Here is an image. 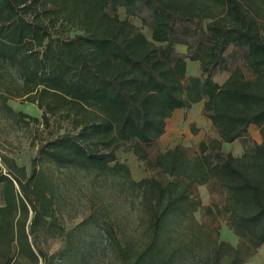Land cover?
<instances>
[{"label":"trees","instance_id":"16d2710c","mask_svg":"<svg viewBox=\"0 0 264 264\" xmlns=\"http://www.w3.org/2000/svg\"><path fill=\"white\" fill-rule=\"evenodd\" d=\"M119 7L151 28L152 39ZM183 22L196 24L194 42L176 38ZM180 41L187 53L177 52ZM241 52L255 77L236 66L217 81ZM188 59L200 62V75L189 73ZM11 98L35 103L41 119L15 110ZM199 102L219 137L202 140L195 156L181 146L158 154L153 164L173 179H134L117 149L129 142L148 158L172 113ZM0 110L18 122L70 123L40 144L42 162L113 177L139 193L146 236L117 243L122 264H245L264 244V0H0ZM252 124L261 142L248 141ZM238 139L246 141L242 154L223 150ZM212 179L230 193L225 209L238 245L195 216L201 204L190 189ZM53 187L44 170L28 172L0 153V264L22 255L54 264L32 241L54 216Z\"/></svg>","mask_w":264,"mask_h":264},{"label":"rangeland","instance_id":"374dc122","mask_svg":"<svg viewBox=\"0 0 264 264\" xmlns=\"http://www.w3.org/2000/svg\"><path fill=\"white\" fill-rule=\"evenodd\" d=\"M117 13L121 18H128L152 39L151 28L143 25L138 17L128 15L124 7H119ZM207 21L210 20H204L203 25ZM195 26L192 22L178 23L176 38L194 42L198 35ZM186 29L191 32L188 33ZM76 32L75 29L70 30L71 35ZM182 41L176 43V50L187 53L188 46ZM236 66H241L247 77H255L245 65L241 52L235 59L229 60L226 70L216 73L215 79L223 82ZM188 71L200 75V62L188 59ZM8 102L17 111L23 110L40 119L42 117V110L35 103L17 98H11ZM202 106L203 102H199L187 110L176 109L167 119L165 133L153 145L146 147L148 158L139 157L129 142L117 149L119 159L129 165L134 179L156 178L162 182L173 179L153 164L158 154L181 146L189 156H195L200 153L202 140L219 137L211 121L201 114ZM26 120L15 121L0 110V153L26 166L28 172L36 166L37 171L44 170L52 178L54 216L37 226L32 235L35 250L47 256L54 255V264H122L115 251L117 243L139 245L146 236V218L139 193L131 192L113 177L97 178L82 170L58 169L52 164L43 163L40 144L71 130V125L64 122L47 126L42 122ZM249 130L248 141L256 140L260 134L258 127ZM245 147L246 141L243 139L223 143V150L234 155L242 154ZM190 192L201 204L195 212L198 221L221 240L238 245L241 238L231 229L230 214L225 209L229 191L212 179L206 184H194ZM206 206H210V209ZM14 264H44L43 255H40L38 263L25 255L18 256ZM245 264H264V244L246 259Z\"/></svg>","mask_w":264,"mask_h":264},{"label":"crops","instance_id":"0c3cea01","mask_svg":"<svg viewBox=\"0 0 264 264\" xmlns=\"http://www.w3.org/2000/svg\"><path fill=\"white\" fill-rule=\"evenodd\" d=\"M254 126L258 127L257 125H255V124H252V125L250 126V128H249V129H251V128H252V127H254ZM258 129H259V127H258ZM259 133H260V130H259ZM256 140H257V141H259V142H261V140H262L261 133L259 134V136H257Z\"/></svg>","mask_w":264,"mask_h":264}]
</instances>
